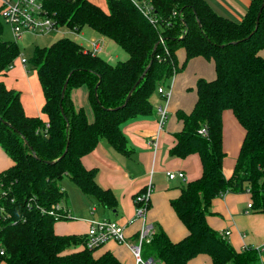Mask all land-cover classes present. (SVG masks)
Wrapping results in <instances>:
<instances>
[{"label":"trees","instance_id":"trees-1","mask_svg":"<svg viewBox=\"0 0 264 264\" xmlns=\"http://www.w3.org/2000/svg\"><path fill=\"white\" fill-rule=\"evenodd\" d=\"M147 1L156 18L153 23L130 0H106L107 10L90 0H46L58 26L76 32L88 26L114 41L128 57L111 63L66 36L35 46L28 62L42 89L43 118L26 114L20 93L0 82V146L12 161L0 173V182L9 185V195L18 205L14 213L24 218L4 229L0 264H122L109 250L96 255L100 246L86 248L83 235L57 233L56 221L35 205L48 208L64 200L61 181L67 177L103 208H115L113 192L96 182V169L84 167L82 156L101 139L129 155L132 150L121 124L152 114L158 84L195 56L211 60L215 76L196 81V100L190 112L176 111L182 128L169 149V155L180 158L196 153L201 163V175L182 185L170 201L188 233L174 242L159 228L143 244L142 254L164 264H186L200 253L209 255L211 264L256 263L255 249L236 251L208 225L206 214L211 200L227 191H248L251 208L264 212V5L254 29L262 0H250L240 21L218 14L206 0ZM178 49L185 54L181 67ZM20 52L17 42L2 38L0 17V75ZM80 86L86 88L91 119L71 99V89ZM225 109L232 110L244 130L227 178L222 172ZM202 125L205 136L198 133Z\"/></svg>","mask_w":264,"mask_h":264},{"label":"crops","instance_id":"crops-1","mask_svg":"<svg viewBox=\"0 0 264 264\" xmlns=\"http://www.w3.org/2000/svg\"><path fill=\"white\" fill-rule=\"evenodd\" d=\"M206 1L215 12L227 18L229 16V19L232 16L231 20L234 21L241 20L250 2V0ZM101 44L99 55L105 52L107 57L101 56L111 62L106 44ZM262 54L264 55V50ZM176 55L178 65L181 67L185 55L183 49H178ZM20 59L17 58L6 73L0 75V82L20 93V102L26 114L43 118L41 107L44 98L36 73L33 70L31 74H27ZM214 76V64L211 60L201 56L189 59L183 67L164 81L169 97L164 100L159 93L153 96L152 114L137 116L121 124L122 132L132 150L129 155L117 152L101 139L91 152L82 156L84 167L96 169V182L113 192L117 204L113 209L103 208L99 204L91 206L90 203L95 199L80 191L68 178L77 190L67 183L66 186L70 189L68 194L65 185L61 183L66 191L63 202L70 217L54 223L56 232L84 236L89 220L108 218L122 224L127 240L134 241L144 221L135 216L133 197L151 180L152 189L144 217L145 222L151 225L154 231L162 228L174 242L184 238L188 231L172 209L170 201L179 195L182 185L201 175V163L196 153L184 158L169 155V149L175 142L174 135L182 128L176 111L190 112L196 100V81L199 78L211 80ZM70 95L74 106L82 107L87 117L91 119L92 112L86 88L84 86L73 88ZM158 106L166 110V119L161 129H158L157 124ZM221 123L224 151L222 172L227 178L232 173L244 130L231 109L222 112ZM11 164L10 157L0 146V173ZM167 171H181L184 178L169 179L166 176ZM249 201L248 191H227L211 200L206 214L207 223L211 228L219 233L228 230L225 239L238 252L264 244V212L247 208ZM106 250L111 251L122 264H133V257L126 244L109 240L94 253L99 255ZM257 253L255 264H264V248ZM159 264L164 263L159 261ZM186 264H211V260L209 255L200 253L189 259Z\"/></svg>","mask_w":264,"mask_h":264},{"label":"built area","instance_id":"built-area-1","mask_svg":"<svg viewBox=\"0 0 264 264\" xmlns=\"http://www.w3.org/2000/svg\"><path fill=\"white\" fill-rule=\"evenodd\" d=\"M142 15L151 23L156 18L151 15L152 7L147 0H130ZM173 15L176 14L174 11ZM0 17L5 23L10 26L13 41L18 42L22 40L26 33L47 34L57 29V24L54 18V13H51L46 7V0H1L0 5ZM159 42L163 45V39L159 36ZM84 46V45H83ZM102 44L99 41L91 40L84 46L85 50H89L91 53H99L101 51ZM164 51L168 52L166 47ZM159 58V55H156ZM21 62L25 64L26 59L21 57ZM157 92L162 95V98L166 100L169 97L168 90L165 89L164 82L158 84ZM157 124L158 129L163 127V123L166 119V110L162 106L157 107ZM48 127L47 122L44 124V130ZM198 133L205 136L207 134L205 125H202L198 129ZM166 176L169 179L184 178V174L181 171L171 172L167 171ZM9 185L0 182V256L4 254L3 247V231L8 226L17 223L20 220H24L22 217L15 215V210L18 205L14 203L13 196H10ZM152 189L151 180H149L144 187L138 191L133 201L135 204V216L143 219L144 223L136 234L134 241L127 240L124 233V227L122 224L115 220L102 218L89 220L88 228L84 234V246L88 249H94L106 243L109 240L116 241L118 243H124L129 248L133 257V264H159V261L152 256H144L142 254V246L147 242L154 230L151 225L145 222V214L150 202V194ZM28 209L31 208V204H27ZM42 214L50 215L55 221L70 217L68 210L63 200L57 201L51 204L48 208L35 205ZM247 208H251V202L247 203ZM94 207L92 208V210ZM228 230L222 231L219 234L225 238ZM264 248V244L255 246L257 252Z\"/></svg>","mask_w":264,"mask_h":264},{"label":"rangeland","instance_id":"rangeland-1","mask_svg":"<svg viewBox=\"0 0 264 264\" xmlns=\"http://www.w3.org/2000/svg\"><path fill=\"white\" fill-rule=\"evenodd\" d=\"M90 1L98 5L102 9L107 10L106 0H90ZM231 17L230 19H232ZM1 24H2V38L5 40L13 41L10 26L7 23H5L3 19H1ZM63 36L72 38L84 46L87 45V43L91 40L99 41L103 44H106L108 55L111 56L110 59L111 63H115L117 61H123L128 57V54L121 47H119L114 41L101 36L99 33L89 28L88 26H84L79 32L73 31L65 26H61V27L57 26V29L47 34L26 33L25 37L22 40L18 41L19 43L18 45L21 49V52L19 54V59L21 57H24L26 59L24 66L27 74H31L33 71L31 65L28 62V59L32 55L34 47L49 45L59 37H63ZM101 55L104 56L105 58L107 57V54H105V52H101ZM61 183L65 185L68 194H70V189H68V187L66 186L67 183L71 184L74 190H77V188L72 184V182L67 177H65L61 181ZM90 204L92 206L93 204H97V203L96 201H94L91 202Z\"/></svg>","mask_w":264,"mask_h":264},{"label":"water","instance_id":"water-1","mask_svg":"<svg viewBox=\"0 0 264 264\" xmlns=\"http://www.w3.org/2000/svg\"><path fill=\"white\" fill-rule=\"evenodd\" d=\"M263 5H264V0H262L261 6H260V8H259V10H258V12H257V15H256V22H255V28H254V29H256V27H257V25H258L259 15H260V11H261V8H262ZM198 23H199V21H198ZM156 45H157V43H155L154 47H156ZM141 77H142V75L140 76V78H141ZM140 78L135 82V84L131 87V89H130L129 92L127 93L126 98H125V101L129 98L131 91L134 89L135 85L138 83V81L140 80ZM65 87H66V81L64 82V84H63V86H62V89H61V94H60V98H61V99H62V97H63ZM59 106H60V104H59ZM25 142H26V140H25ZM66 148H67V146H66ZM65 151H66V149H65ZM65 151H64V152H65Z\"/></svg>","mask_w":264,"mask_h":264}]
</instances>
